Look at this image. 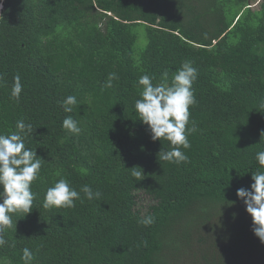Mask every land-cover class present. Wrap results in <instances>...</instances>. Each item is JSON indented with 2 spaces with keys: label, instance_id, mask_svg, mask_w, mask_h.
Listing matches in <instances>:
<instances>
[{
  "label": "trees",
  "instance_id": "16d2710c",
  "mask_svg": "<svg viewBox=\"0 0 264 264\" xmlns=\"http://www.w3.org/2000/svg\"><path fill=\"white\" fill-rule=\"evenodd\" d=\"M0 3V133L31 123L26 147L44 159L32 211L12 213L14 227L3 229L0 264H25V247L32 264H197L203 248L204 264H264V243L236 195L264 171L255 158L264 151V0L258 9L251 0ZM185 61L198 70L188 125L196 131L181 149L188 162L177 165L159 160L172 146L151 139L134 103L140 76L158 84L167 70L170 85ZM110 73L117 79L106 87ZM69 95L78 103L66 113ZM67 116L79 135L62 128ZM61 177L101 195L45 209ZM147 215L155 223L139 224Z\"/></svg>",
  "mask_w": 264,
  "mask_h": 264
},
{
  "label": "clouds",
  "instance_id": "9594fccd",
  "mask_svg": "<svg viewBox=\"0 0 264 264\" xmlns=\"http://www.w3.org/2000/svg\"><path fill=\"white\" fill-rule=\"evenodd\" d=\"M2 7L3 4L0 3V8ZM167 77L168 71L165 70L162 82L153 84L154 76L147 73L140 76L138 84L143 86V90L140 92V98L135 100L134 107L139 120L148 126L151 139H163L172 146L171 150L161 149L158 153L159 160L179 165L188 162V156L181 149L191 147L188 136L196 131L194 123L191 127L188 125L191 117L190 107L196 103L192 86L198 77V70L192 66L191 61H185L172 77L170 85L167 83ZM2 79L0 77V80ZM114 79H117L116 74L110 73L105 86L111 87ZM22 91L21 78L17 75L14 77L11 96L19 100ZM77 103L74 95L67 96L61 102L66 113L72 112V106ZM15 127V131L0 133V247L7 243L2 234L3 229L14 227L11 214H28L32 211L33 201L37 196L32 190V185L40 178L44 161L37 156L36 150L26 147L25 144L26 138L33 133L32 124L20 119ZM62 128L76 135L81 132L79 122L72 116L63 119ZM255 158L260 166H264V151L257 152ZM132 175L137 179L143 176L142 171H133ZM251 178L253 183L250 188L240 187L236 195L243 201L246 212L252 218L254 235L264 243V171L252 172ZM81 192L89 201L98 199L101 195L99 191L94 192L90 185H83L80 191H77L68 179L61 177L53 186L47 188L43 207H75V201L81 199ZM138 223L150 226L155 223V217L147 215L139 219ZM16 226L17 224L15 230ZM143 244L146 247L147 241ZM34 258V253L25 247L22 255L25 264H32Z\"/></svg>",
  "mask_w": 264,
  "mask_h": 264
},
{
  "label": "rangeland",
  "instance_id": "374dc122",
  "mask_svg": "<svg viewBox=\"0 0 264 264\" xmlns=\"http://www.w3.org/2000/svg\"><path fill=\"white\" fill-rule=\"evenodd\" d=\"M256 1V3H254ZM258 2H259V0H251V3H254L253 4V9H258V6L259 5H256V4H258ZM139 38L140 39H142L143 38V31L142 30H140L139 29ZM139 200H138V208L139 209H141V210H145L146 209V207H147V205H149L150 204V202H149V200L145 197V196H143V195H141V196H139V198H138ZM205 249L203 248V251L201 252V253H199V254H197V264H204L205 262V260L203 259V255L205 254L206 256L208 255V253L206 252V251H204Z\"/></svg>",
  "mask_w": 264,
  "mask_h": 264
}]
</instances>
